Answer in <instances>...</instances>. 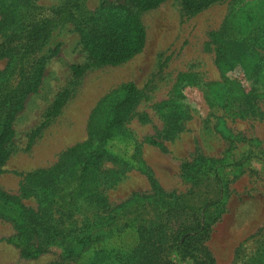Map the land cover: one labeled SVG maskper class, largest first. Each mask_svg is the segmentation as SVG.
Segmentation results:
<instances>
[{"label": "trees", "instance_id": "1", "mask_svg": "<svg viewBox=\"0 0 264 264\" xmlns=\"http://www.w3.org/2000/svg\"><path fill=\"white\" fill-rule=\"evenodd\" d=\"M36 1L0 0V37H3L0 61L5 60L0 69V164L8 155L5 146L13 134L12 124L17 114L40 85L44 59L36 56L54 29L75 22L81 44L90 57L97 64H117L137 53L145 43L140 13L156 8L165 0H102L93 12L80 18L77 14L85 0H63L47 7L45 14L35 5ZM178 1L190 15L216 2L227 1L220 27L208 33L213 63L221 75L214 86L220 92L224 108L233 115H261L258 103L264 100V91L253 86L246 88L241 80L228 74L245 67L249 77L258 80L264 71V0ZM260 23L263 25L255 28ZM194 86V74L177 75L170 97L154 105L162 121L160 139L146 137L145 142L161 147L162 140L182 131L189 111L180 93ZM143 98L144 94L133 82L122 84L94 106L84 141L67 148L52 166L27 173L18 193L0 188V219L12 226L14 234L10 242L20 249L21 257L35 259L48 253L50 247L58 246L62 248V257L72 259L102 242L106 227L116 224L118 231L131 229L136 234L135 245L124 253L123 260L118 261L120 264H176L171 254L193 264H215L204 242L211 224L223 211L220 171L257 155L248 153L239 160L229 156H198L184 162L182 171L190 178L200 181L206 176L216 180L210 181L212 198L200 197L195 192L190 195L166 192L148 174L150 193L134 194L125 202L111 206L104 189L133 166L108 152L106 146L123 133L126 139L131 138L125 125L134 115H139L136 108ZM141 119L145 120L146 116ZM235 136L239 142L250 141ZM139 151L138 144L133 156H138L141 170ZM104 161H109L111 167L103 166ZM25 198H33L36 207L25 205Z\"/></svg>", "mask_w": 264, "mask_h": 264}, {"label": "rangeland", "instance_id": "2", "mask_svg": "<svg viewBox=\"0 0 264 264\" xmlns=\"http://www.w3.org/2000/svg\"><path fill=\"white\" fill-rule=\"evenodd\" d=\"M62 1L37 0L35 5L45 14L47 7ZM101 1L85 0L77 17L89 15ZM227 8V1H219L190 15L182 10L178 0H165L140 13L145 43L137 53L117 64H97L81 44L75 22L54 29L36 56L44 59L40 85L26 98L12 124L13 134L5 146L8 155L0 164V188L18 193L27 173L52 166L67 148L84 141L94 106L122 84L133 82L144 98L137 104L139 115L125 125L131 138L126 139L122 132L123 136L106 146L108 152L128 161L133 168L104 189L108 203L115 206L134 194L150 193L148 174L166 192H195L200 197L212 198L210 181L216 180L204 176L196 181L182 171L181 165L198 156L239 160L254 153L256 157L220 171L223 211L211 224L204 244L215 264H264V100L258 103L261 115L240 117L224 108L214 86L221 75L213 63L208 33L220 27ZM4 65L5 60H1L0 69ZM181 72L196 77V86L186 87L180 93L188 106L189 118L179 134L162 140L161 147L147 143L146 137L160 139L162 121L154 105L170 97ZM228 76L238 78L246 88L253 86L264 91V71L258 80L251 79L245 67ZM235 135L250 141L239 142ZM138 144L141 170L138 156H133ZM103 166L109 168L111 163L104 161ZM24 203L36 207L33 198H25ZM106 228L102 242L80 256L65 259L62 248L52 246L48 253L25 259L10 242L12 226L0 219V264H120L124 253L135 245L136 234L131 229L118 231L116 224ZM171 258L176 264H193L176 254H171Z\"/></svg>", "mask_w": 264, "mask_h": 264}]
</instances>
